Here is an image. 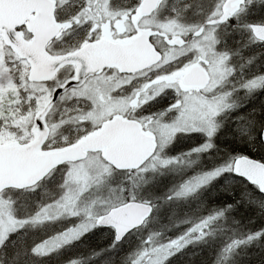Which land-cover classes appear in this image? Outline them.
<instances>
[{
    "label": "clouds",
    "instance_id": "obj_1",
    "mask_svg": "<svg viewBox=\"0 0 264 264\" xmlns=\"http://www.w3.org/2000/svg\"><path fill=\"white\" fill-rule=\"evenodd\" d=\"M73 3L69 11L67 0H53L59 27L47 50L63 59L52 79L33 81L30 64L3 48L0 133L26 143L39 118L47 121L48 146L63 148L115 121L147 134L146 155L133 167L109 163L114 192L104 196L91 188L78 195L67 164L6 187L0 264H169L177 256L183 264H264V180L238 170L237 161L252 158L232 151L235 142L264 153V98L252 103L264 91V16L247 19L264 2L202 0L198 14L170 0ZM105 25L117 37L151 33V62L89 70L77 53ZM226 30L240 33L238 47L218 46ZM188 68L204 71L191 81ZM144 177L170 183L160 194L146 192Z\"/></svg>",
    "mask_w": 264,
    "mask_h": 264
},
{
    "label": "water",
    "instance_id": "obj_2",
    "mask_svg": "<svg viewBox=\"0 0 264 264\" xmlns=\"http://www.w3.org/2000/svg\"><path fill=\"white\" fill-rule=\"evenodd\" d=\"M52 4L53 0H0V43L2 41L5 46L14 49L19 58L28 61L33 81L50 80L62 67L57 66L56 61L63 58L52 57L47 52L48 41L58 34L55 29L59 27ZM25 25L32 36L30 42L20 31ZM148 38L149 33H144L130 46L98 41L83 48L77 55L84 58L89 70L99 71L110 66L130 69L136 64L143 67L144 62H151L150 56L156 52L149 46ZM77 68L79 70L78 63ZM201 72L200 69L195 70L187 80L195 81L192 76H199ZM61 90L57 89V95ZM36 124L37 136L34 141L0 145V192L6 187L22 188L54 166L87 160L89 153L99 150L105 149L104 161L118 168L133 167L146 155V135L139 130V126L112 121L104 124L98 133H92L75 145L45 151L47 125L39 118ZM237 169L244 170L253 179L264 180V163L258 160H239Z\"/></svg>",
    "mask_w": 264,
    "mask_h": 264
},
{
    "label": "flooded vegetation",
    "instance_id": "obj_3",
    "mask_svg": "<svg viewBox=\"0 0 264 264\" xmlns=\"http://www.w3.org/2000/svg\"><path fill=\"white\" fill-rule=\"evenodd\" d=\"M171 2V4L173 5V7H179V6H181V5H183V11H187V12H192L193 10H195V13H196V11H198L200 8H201V3H202V0H173V1H170ZM259 2H264V0H258V3ZM111 3L114 5V6H116V7H123L124 5H125V3H126V0H111ZM67 4H68V10L69 11H71L72 10V8L74 7V3H73V0H67ZM262 9H260V10H253V11H250L249 13H248V15H247V19H257V18H259V17H261V16H263V14L261 15L260 14V11H261ZM55 19H56V17H55ZM222 20L223 19H221V22H222ZM56 22H57V20H56ZM58 23V22H57ZM237 23V21H236V19L235 18H233L232 20H231V24H236ZM117 27L119 28V31L121 32V33H123L124 32V28L123 27H120L119 25H117ZM20 31H22V33H23V36H24V38L28 41V42H30L31 40H32V36L30 35V33H29V29H28V26L27 25H25L23 28H20ZM144 34V32L143 31H139L136 35H129V36H123V35H120V36H115L114 34H113V31L109 28V26H107V25H105L104 26V32H103V34L98 38V39H94L91 43H85V45H84V48L85 47H87L88 45H92V44H94V43H97L98 41H105V42H110V43H113L114 45H126V46H130L131 44H134L135 43V41H138V39H140L141 37H142V35ZM150 39H151V33H149V38H148V44H149V46H151L152 48H154L153 47V45H152V43L150 42ZM233 39H235L236 41H234L236 44H232L231 45V43L230 42H233ZM241 39H242V37H241V35H240V33L239 32H236V31H232V30H226V32L225 33H222L221 34V36L220 37H218V46L220 47V48H228V47H232V48H236V47H238L240 44H241ZM155 49V48H154ZM155 51H156V49H155ZM47 52H48V50H47ZM49 53V52H48ZM27 63H28V61L27 60H25ZM141 65H139V64H136V65H133L132 66V68H130V69H135V68H139ZM112 66H110L109 68H111ZM115 68H117V67H115ZM102 69H104V68H102ZM102 69H100V70H102ZM198 68H188V69H186L185 70V72H184V79H186L187 80V78H188V76H190V75H192L193 73L192 72H194L195 70H197ZM31 70V69H30ZM77 70H78V68H77ZM99 70V71H100ZM120 70H124V69H120ZM202 72L204 71L203 69H200ZM77 75H78V71H77ZM200 76V75H199ZM199 76H198V74H194L193 76H192V78L193 79H195V80H198L199 79ZM181 83H182V85H183V80L181 81ZM246 107H248V106H246ZM245 109V108H244ZM244 109H241L240 111H244ZM112 121H105L103 124H102V126L104 125V124H106V123H111ZM43 123H45L46 125H47V121L46 120H43ZM102 126L101 127H99L98 129H96L94 132H91V133H89V135L88 136H90L92 133H98L100 130H101V128H102ZM36 129H37V124H36V126L35 127H33L32 129H31V132H32V139L30 140V141H27L26 143H30V142H32V141H34L35 139H36ZM228 129H230L231 130V128L229 127ZM145 135H147L146 133H144ZM87 136H85V137H82L80 140H82V139H84V138H86ZM80 140L78 141V142H80ZM77 142V143H78ZM20 143V142H19ZM21 144H25V143H21ZM76 144V143H75ZM75 144H73V145H75ZM71 146V145H70ZM70 146H67V147H70ZM188 145L187 144H183V145H181V147H187ZM63 148H65V147H63ZM50 149H59V148H50L49 146H48V144L46 143L45 144V146H44V148H43V150H45V151H48V150H50ZM104 151H105V149H103V150H99V151H96V152H94L93 154H95V153H98V154H100V157L102 158V160L104 159ZM91 156H89L88 157V159L90 158ZM87 159V160H88ZM82 162V161H81ZM81 162H78V163H70V164H67V165H76V164H79V163H81ZM66 165V164H65ZM65 165H63V166H61V167H64ZM58 170H60V169H58ZM57 170V171H58Z\"/></svg>",
    "mask_w": 264,
    "mask_h": 264
},
{
    "label": "rangeland",
    "instance_id": "obj_4",
    "mask_svg": "<svg viewBox=\"0 0 264 264\" xmlns=\"http://www.w3.org/2000/svg\"><path fill=\"white\" fill-rule=\"evenodd\" d=\"M170 1H173V0H170ZM200 11H201V8L198 11H196V13L198 14ZM190 13H195V10H193ZM234 41H236V40L233 39V42H230L231 45L236 44ZM4 47H5V45L3 44V42H1L0 43V60L3 59L2 53H3ZM252 103H259V99L257 98V100L253 101ZM250 106L251 105H249V107ZM227 131H231V130L227 129ZM8 135H11V133H9ZM31 139H32V137H31ZM31 139H29L28 141H30ZM14 141L15 140L5 141L3 138V134L0 133V145L8 144V143H11ZM71 166H72L73 170L76 172L77 181L81 185L80 192L78 193V195H82L84 192L88 191L90 188L93 189L95 184H97L99 182L101 183L104 179L107 180L108 173L110 171L108 164H106L105 161L102 160V158L100 157V154H98V153H95L88 160H86L84 162H81V163L76 164V165H71ZM63 174H64L63 171L58 170L57 171V178L62 177ZM152 182L153 181L148 177H144L142 180V183H143L145 189L148 187V185H151ZM169 183H170L169 178H160V181L157 183H153L152 186L156 185L157 191H160L162 188H165V190H166L167 187L169 186ZM96 190L97 189H94V192H96ZM113 192L114 191H109L107 194H112ZM2 231H3V227H0V232H2ZM172 234L173 233H170V235H172Z\"/></svg>",
    "mask_w": 264,
    "mask_h": 264
},
{
    "label": "trees",
    "instance_id": "obj_5",
    "mask_svg": "<svg viewBox=\"0 0 264 264\" xmlns=\"http://www.w3.org/2000/svg\"><path fill=\"white\" fill-rule=\"evenodd\" d=\"M260 14L261 15L263 14V16H264V9H262L260 11ZM257 98L259 100L261 98H264V91L260 92L258 94ZM248 107H249V105H248ZM246 110H247V107L244 109V111H246ZM232 151H234V152L240 151V152L244 153L245 155L251 157L252 159H254L256 161L258 160V161L264 163V153L259 152V151L253 152L250 148L247 147V145L241 146L235 142H232ZM99 183L95 184V186L93 187V191H94V189H97L96 192H94L95 195L99 194L98 196H104L109 191H114V189L108 184V180L104 179L100 184ZM152 184H153V182H152ZM152 184L148 185V187L145 189L146 192L150 191V192H154L156 194H160L163 191H165V188H162L163 190L161 189L160 191H157V186L156 185L152 186ZM71 254L72 253L65 252L63 255L65 257H67L68 255H71ZM206 254L207 253L205 252L204 255H206ZM259 259H260L259 256L254 257V260H259ZM197 260H199V257L197 258ZM169 264H183V261H181L179 259V256H177V257H173L172 260L169 262Z\"/></svg>",
    "mask_w": 264,
    "mask_h": 264
},
{
    "label": "snow or ice",
    "instance_id": "obj_6",
    "mask_svg": "<svg viewBox=\"0 0 264 264\" xmlns=\"http://www.w3.org/2000/svg\"><path fill=\"white\" fill-rule=\"evenodd\" d=\"M147 3H149L148 0H146L145 4H147ZM232 11H236V10L233 9ZM225 12H226V15H229V16L232 14V12H229V11L227 10V8L225 9ZM223 18H224V17H222L221 19H223ZM262 187H264V185H262ZM9 221H11V217H9ZM7 232H8V228H7V226H5V227H3V231L0 232V235L7 234Z\"/></svg>",
    "mask_w": 264,
    "mask_h": 264
}]
</instances>
